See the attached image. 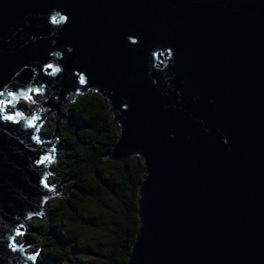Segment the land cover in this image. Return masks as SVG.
I'll list each match as a JSON object with an SVG mask.
<instances>
[{
	"label": "water",
	"instance_id": "95a60500",
	"mask_svg": "<svg viewBox=\"0 0 264 264\" xmlns=\"http://www.w3.org/2000/svg\"><path fill=\"white\" fill-rule=\"evenodd\" d=\"M88 92L118 131L104 158L143 164L126 264H264V0H0V264H41L15 237L56 195L39 126Z\"/></svg>",
	"mask_w": 264,
	"mask_h": 264
},
{
	"label": "trees",
	"instance_id": "16d2710c",
	"mask_svg": "<svg viewBox=\"0 0 264 264\" xmlns=\"http://www.w3.org/2000/svg\"><path fill=\"white\" fill-rule=\"evenodd\" d=\"M64 103L66 118L60 129L49 123L42 133L49 139L54 135L60 143L61 155L55 168L67 184L64 193L51 198L47 215L33 218L28 225L29 232L24 235L39 247L41 264H87L83 259L73 260L75 249L79 248L68 226L85 224L83 214L91 212V204L103 211L100 195L108 188L107 179L115 177L121 186L115 198L118 228L111 231L105 264H126L138 229L136 200L143 174L142 161L138 157L114 162L104 158L115 143L118 131L107 102L96 93L76 94L73 101L67 98Z\"/></svg>",
	"mask_w": 264,
	"mask_h": 264
},
{
	"label": "rangeland",
	"instance_id": "374dc122",
	"mask_svg": "<svg viewBox=\"0 0 264 264\" xmlns=\"http://www.w3.org/2000/svg\"><path fill=\"white\" fill-rule=\"evenodd\" d=\"M65 98L64 100H66ZM24 105L18 104L17 106L23 110L25 116L36 113L39 111L37 103L41 101V97L33 96L31 100H24L23 97L20 98ZM59 113L55 111L48 112L44 119L42 120L39 128L42 131L49 123L55 125L58 130L61 124L65 121L66 115V105L61 102L59 107ZM43 134V133H42ZM49 139V138H48ZM53 159L49 165V178L48 182L53 188L54 194L64 193L67 181L61 177V174L55 168V164L60 159L61 148L60 143L54 140L53 143ZM107 190L101 193L100 200L102 201L103 211L96 210L93 204H91V212H85L83 214L86 221L85 224H70L68 226V231L70 236L76 239V245L79 249H75L72 258L75 262L80 259L86 261L87 264H105L110 252L111 244V231L117 229L118 225V214L119 210L115 202L116 196L119 195L121 186L120 182L115 177H109L107 179ZM52 202L50 199L44 206V214L47 215L49 204ZM32 222V219L27 220L25 223L28 226ZM91 230V232H90ZM29 230H25L28 233ZM17 243L21 244L28 251H33L39 248L37 245L30 243L25 235H21L16 238Z\"/></svg>",
	"mask_w": 264,
	"mask_h": 264
},
{
	"label": "snow or ice",
	"instance_id": "6c2138e0",
	"mask_svg": "<svg viewBox=\"0 0 264 264\" xmlns=\"http://www.w3.org/2000/svg\"><path fill=\"white\" fill-rule=\"evenodd\" d=\"M47 68L51 69L53 66L52 65H46ZM51 74V73H49ZM81 81H83V77H81ZM25 93V98L28 100H31L33 96H39L42 95L43 93V86L42 85H34L32 87L26 88L23 90ZM0 95H3V93H0ZM8 96H12L14 95L13 92L9 91L7 93ZM9 101L0 99V112H3L5 110V108L9 105ZM22 113L20 111H17L15 113V115H21ZM3 119L16 123V121L14 120V117L12 114L6 115L3 117ZM39 119V117L33 116L32 120L29 121V126L35 129V134L33 135V140H35L38 144L39 143H43V140L40 138L39 136V128L36 127V121ZM55 149H52L51 152H54ZM52 159V156L50 153H44L41 155V157L39 159H37L36 163L37 164H43L45 161H50ZM40 184L41 186H43L44 188H50L51 186L47 183V179H46V175L42 176L40 178ZM34 215H42V213L40 212H36L34 213ZM21 227H25L24 225H21ZM18 235H24V232H20L19 230L17 231ZM9 246L13 249L16 250L19 245L16 243L15 238H11L9 240ZM40 255V253L37 251L35 253H33V256L30 257V259L34 258V257H38Z\"/></svg>",
	"mask_w": 264,
	"mask_h": 264
},
{
	"label": "bare ground",
	"instance_id": "6f19581e",
	"mask_svg": "<svg viewBox=\"0 0 264 264\" xmlns=\"http://www.w3.org/2000/svg\"><path fill=\"white\" fill-rule=\"evenodd\" d=\"M59 113V112H58Z\"/></svg>",
	"mask_w": 264,
	"mask_h": 264
}]
</instances>
